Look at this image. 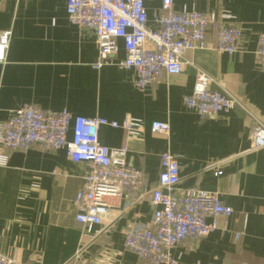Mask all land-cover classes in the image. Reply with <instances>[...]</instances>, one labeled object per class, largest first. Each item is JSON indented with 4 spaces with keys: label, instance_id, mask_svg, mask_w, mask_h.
<instances>
[{
    "label": "crops",
    "instance_id": "crops-1",
    "mask_svg": "<svg viewBox=\"0 0 264 264\" xmlns=\"http://www.w3.org/2000/svg\"><path fill=\"white\" fill-rule=\"evenodd\" d=\"M66 9L67 0H0V33L11 32L0 63V124L24 105L110 122L140 119V139L128 143L125 130L104 126L99 140L112 150L128 144L127 164L143 173V184L114 202L115 217L84 236L76 198L88 164L70 161L64 149L6 152L8 163L0 166V252L14 264H69L76 256L91 264H150L125 249L124 232L151 226V192L158 186L161 155L168 152L180 166V192L217 194L233 210L218 218L210 235L176 246V264H264V148L253 149L250 139L256 121L264 125V68L256 55L264 0H175V11L231 14L242 32L239 51H188L181 74H164L145 92L135 88L132 70L95 68L96 36L72 25ZM146 9L155 29L161 2H147ZM208 42L216 44L215 30ZM125 57L120 40L115 61ZM199 71L240 106L207 119L188 110L185 97ZM153 122L168 123L169 134L153 133Z\"/></svg>",
    "mask_w": 264,
    "mask_h": 264
},
{
    "label": "built area",
    "instance_id": "built-area-1",
    "mask_svg": "<svg viewBox=\"0 0 264 264\" xmlns=\"http://www.w3.org/2000/svg\"><path fill=\"white\" fill-rule=\"evenodd\" d=\"M161 2L155 19L157 27L148 25L147 2ZM175 0H67L69 22L81 29L93 31L98 47L96 69L116 65L135 73V88L145 92L164 74L175 76L184 68L188 51L212 49L218 54L233 55L239 51L241 29L228 12L219 15L195 10L175 11ZM216 31V44L208 42L210 31ZM11 32L0 33V63L6 59ZM124 44L126 57L115 61L118 41ZM258 64L264 68V34L259 37L256 52ZM215 80L199 71L193 92L185 97L188 110L201 119L214 118L240 106L237 99L220 88ZM121 128L127 141L140 139L143 121L126 118L110 122L104 118L87 119L69 111L45 112L32 105L15 110L0 124V166H6V152L29 150L39 146L43 151L64 149L70 161L89 166L85 184L76 198V222L84 228V236L94 227L118 214L115 201L138 191L143 173L127 164L128 144L120 149L103 146L99 140L102 127ZM153 133L169 134L170 125L153 122ZM70 134L72 135L69 139ZM253 149L264 148V125L256 121L252 130ZM158 186L151 192L155 208L149 227H131L124 232L125 249L150 264H176L172 250L185 240L204 238L219 227L220 216L230 217L232 208L217 194L202 190L180 192V166L176 157L161 155ZM0 264H14L0 252ZM69 264H91L76 256Z\"/></svg>",
    "mask_w": 264,
    "mask_h": 264
}]
</instances>
